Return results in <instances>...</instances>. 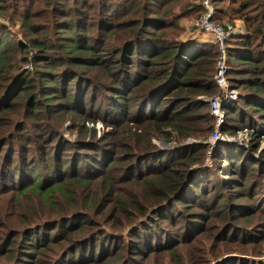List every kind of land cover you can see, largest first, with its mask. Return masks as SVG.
Masks as SVG:
<instances>
[{"label":"rangeland","instance_id":"374dc122","mask_svg":"<svg viewBox=\"0 0 264 264\" xmlns=\"http://www.w3.org/2000/svg\"><path fill=\"white\" fill-rule=\"evenodd\" d=\"M227 4L231 3L226 0L221 5L223 9ZM198 6L201 7V0H179L169 16L172 26L169 24L164 33L174 41L191 39L184 37L193 36L191 30L198 31L194 27L202 13L198 14ZM0 8H6L9 14L8 18L0 16L8 41L26 44L25 49H16L10 56L11 69H20L29 76L37 71L48 72L58 82L59 70L46 69V61L39 58L41 55L33 44L56 41L58 35L66 36L67 30L58 33L61 24L82 28L80 34L99 48L96 59L101 63L108 61L106 66L111 68L102 71L103 66L94 70L91 77L95 82L86 71L78 79L83 80L82 86L89 88L90 105L76 103L78 107H72L56 86L58 91L50 103L52 107H41L40 102L47 104L44 89L53 87L50 78L42 75L34 83L29 99L22 96L21 102H15L11 108L8 104L11 97L6 107L0 109V113L5 111L0 114V264H264V183L259 188L260 202L253 198L232 200V193H228L230 203H242V210L226 209L223 206L226 199L212 210L206 209L205 204L190 207L192 211L183 210L180 205L174 209L168 206L179 193L173 194L166 203H157L150 195L148 184L154 182L151 174L156 170L149 167H157L158 162L143 159L151 153L140 151L142 147L153 146L159 154L169 153L176 161L173 168L182 179L190 173L193 177L195 172L210 169L214 162L211 153L220 142L245 146L254 143L259 146L256 156L264 159V124L257 126L260 131L257 140L252 137L251 128L241 129L242 124L235 123L226 111L248 93L244 84L235 83L237 88L231 86L232 99L224 105L226 115L222 123L212 116L209 103L220 91L212 98H199L209 104L208 111L215 125L220 123L223 138L214 142L212 133L202 139L191 135L179 140L170 128L166 130L161 124L139 126L132 122L136 103L125 102L132 110L128 118L122 117L120 61L110 62L129 40L120 35V18L125 20L120 0H0ZM169 9L166 8L165 14ZM156 14L153 11L151 15ZM236 15L233 12L229 18L223 15L228 21L223 23L233 26L235 36H246L245 22ZM23 21L31 24L30 33L26 32ZM69 33L74 36L73 31ZM196 38L202 44H209L201 35L195 34ZM121 64L123 70L129 66L128 61ZM234 77L230 72L229 79ZM240 79L243 78L240 76ZM36 98L38 102L34 103ZM37 104L39 110L34 109ZM153 125L161 127L162 133H172L171 137L157 135L159 131ZM233 125L239 127L235 136L223 132V128ZM241 130H247V136L240 137ZM202 142L208 144L206 152L194 146ZM48 157L54 161L59 182L51 179L55 172L50 171L52 164L45 161ZM38 170L46 173L36 175ZM37 176L49 186L66 183L61 190L46 196L31 192L20 196L19 192L30 188ZM157 213L161 219L155 217ZM57 223L71 230L70 244H65L64 239L69 233L54 228ZM135 233L151 235L166 243H153L144 257L138 256L123 246L130 244V236ZM29 236L34 241H27ZM78 239L84 240L67 251ZM26 242L31 246H26ZM47 245L48 250L40 249ZM130 257L138 261L132 262Z\"/></svg>","mask_w":264,"mask_h":264},{"label":"trees","instance_id":"16d2710c","mask_svg":"<svg viewBox=\"0 0 264 264\" xmlns=\"http://www.w3.org/2000/svg\"><path fill=\"white\" fill-rule=\"evenodd\" d=\"M213 1L217 5L215 20L218 23L228 22L222 17L224 15L229 18L231 12L238 14L236 16L245 22L246 36H234L229 41L231 69L228 76L230 72L231 74L233 72L236 77L229 79L231 86L236 87L235 83L244 84L248 93L243 99L240 98L239 102L230 105L226 111L228 117L235 119V123L242 124L241 129L250 130L251 128L252 137L258 140L260 131L257 126L264 124V79L262 78L264 77V0H228L233 6L230 7L231 4H227L225 9L221 5H224L226 0ZM177 2L179 0H120V8H123L125 15L124 21L120 18V35L129 40L124 43L122 51L117 52L110 62L120 61L119 82L123 87L120 92V99H122L120 104L123 106L122 117L127 116L128 118L130 115L132 107L125 104L129 101L131 105L136 103V110L133 113L135 118L131 121L139 126L143 123H157L163 125L166 130L170 128L179 140H184L191 135L202 139L211 135L216 126L214 118L208 111L209 104L199 101V98L201 96L212 98L218 93L214 76L219 53L216 44L205 45L194 40L189 43L174 41L164 33L169 27V16ZM167 7L170 9L165 14ZM153 11L157 13L155 16L151 15ZM200 11L202 7L198 6V14ZM0 16L9 17L6 8H0ZM129 16L132 18L127 20ZM22 23L26 32L30 33L31 24H26L25 21ZM61 25L63 26L59 27L58 33L61 34V30H67L66 36L58 35L56 41L47 43L42 41L33 44V48L37 49L41 55L39 58L46 61V69L54 67L59 70V79L56 82V79L51 78L52 74L48 72L37 71L29 76L26 73L23 74L20 69H11L8 64L10 56L16 49H25L26 44L8 41L6 26L2 21L0 22V109L6 107L11 97L12 99L8 102L12 105L11 108L16 104L15 102H21L22 96L29 99L34 83L40 81L42 75L50 78L49 81L53 83V87L44 89V101L47 104L40 102L41 107H52L50 103L54 102L55 91H58L56 86H59V92L72 107L77 108L76 103L90 105L89 88L82 86L83 80L78 79L86 71L95 82L91 77L94 70L103 66L102 71L111 68L106 66L108 61L101 63L96 59L99 48L95 42L91 43L88 38L80 34L82 28L73 24ZM71 31L74 32V36H70ZM134 59L136 62H133ZM125 61L129 62V66L123 70L121 62L125 63ZM240 76L243 79H240ZM70 87H72L71 92H69ZM134 99L137 102H133ZM37 102L36 98L34 103ZM40 105H35L34 109L39 110ZM3 113L5 111L0 114ZM199 124H203V127ZM152 127L159 131L157 133L159 136L169 139L172 135L169 132L162 133L158 125ZM238 129V125H233L222 130L230 136H235ZM194 146L201 152H206L208 149V144L204 142ZM152 149H154L153 146L142 147L140 151L151 153L143 159H156L158 162L157 167H149L156 171L151 174L154 176L152 178L155 179L154 182L148 184L149 190L152 191L150 195L155 197L157 203L169 202L172 195L176 193H179L177 198L168 207L176 209L180 205L183 210L187 211H192L190 207H197L200 204H205L206 209H217L223 199L227 200L223 206L232 211L244 208L242 203H230L232 200L253 198L260 202L258 201L261 196L259 188L264 183V159L261 155L256 156L259 146H254V143L251 146H245L220 142L211 153L214 159L213 166L210 169L195 172L193 177H190V173L183 179L179 176L178 170L173 168L176 161L169 153L159 154ZM45 161L52 164L50 171L55 172L54 176L50 174L52 181L59 182L60 177H57V169L53 166L54 161L49 160V157ZM65 165L67 163H64ZM42 172L46 173V171L38 170L36 175ZM175 181L176 184H174ZM65 183L60 182L49 186V183L37 176L32 186L21 190L19 195L31 192L46 196L56 190H61ZM253 187L255 189H252ZM226 192L227 195H225ZM228 193H232V200H228ZM155 217L161 219L159 213ZM56 227L61 229V232L69 233L64 239L65 244H70L71 230L62 223H57L54 228ZM135 234L137 235L130 236V244L123 246L130 253L138 256L144 257L153 243L160 245L166 243L151 235ZM26 240L34 241V238L29 236ZM83 240H76L66 250L70 247L73 249ZM25 245L31 246L30 242H26ZM48 245L40 249L48 250ZM97 248L98 246L95 251ZM28 255L33 256L30 253ZM130 260L138 261L135 257H130Z\"/></svg>","mask_w":264,"mask_h":264},{"label":"built area","instance_id":"2783aa9c","mask_svg":"<svg viewBox=\"0 0 264 264\" xmlns=\"http://www.w3.org/2000/svg\"><path fill=\"white\" fill-rule=\"evenodd\" d=\"M202 13L198 21L194 24V27L206 35H211L214 44L218 49V58L216 63V74L215 81L218 86L220 93L209 101L212 116L218 118L222 123L225 118V107L232 99V92L230 80H229V41L237 33L235 32L232 25L220 24L215 20L217 9L214 5L213 0H201ZM236 33V34H235ZM244 35V34H242ZM203 101L205 100L202 98ZM207 101V100H206ZM220 123L216 124L215 131L213 132L214 142L219 141L223 138L222 133L219 132ZM247 130L240 131V137L247 136L245 133ZM239 137V138H240ZM213 142V145H215ZM240 144H246L240 143Z\"/></svg>","mask_w":264,"mask_h":264},{"label":"crops","instance_id":"0c3cea01","mask_svg":"<svg viewBox=\"0 0 264 264\" xmlns=\"http://www.w3.org/2000/svg\"><path fill=\"white\" fill-rule=\"evenodd\" d=\"M190 32H193V33H191V34H192L194 37H195V34H196L197 36L201 35V36L203 37L202 39H204L205 42H207V43H209V44H210V43H211V44H214L211 35H206V34H204V33H202V32H199V31H193V30H191ZM193 36L188 35V36L184 37L185 39H187L188 37H191V39H189V40L186 41L185 43H189L190 41H193V40H194V41H198L197 38L194 39Z\"/></svg>","mask_w":264,"mask_h":264}]
</instances>
